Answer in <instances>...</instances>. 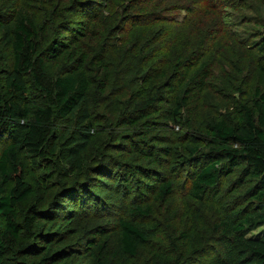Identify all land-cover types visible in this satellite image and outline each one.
Returning a JSON list of instances; mask_svg holds the SVG:
<instances>
[{
    "label": "trees",
    "instance_id": "trees-1",
    "mask_svg": "<svg viewBox=\"0 0 264 264\" xmlns=\"http://www.w3.org/2000/svg\"><path fill=\"white\" fill-rule=\"evenodd\" d=\"M20 1L16 0L17 3L9 6L7 12L0 13V39L11 50V63L8 68L4 71L0 64V138L6 137L8 140L0 152V264H15L7 257V253L10 250L13 254L18 252L13 249L17 248L22 235L32 233L40 213L44 212L31 207L20 219L17 207L33 190L35 176L31 171L32 166L42 161L40 165L42 169H46V182L53 180L52 160L58 154V137L54 135L56 122L74 119L80 129L75 148L66 156L68 163H72L89 144L93 121L97 123L99 131L105 132L103 123L107 121L106 116L110 118L109 124L115 121L122 128L118 135L123 144L120 145L119 152H135L143 161L149 162V165L139 162L132 164L128 169L114 165L117 170L111 171L110 166L113 164L108 160L111 164L100 167L103 175L118 176L117 184L113 186L109 182L108 187H120L122 191L124 188L125 196L134 191V196L128 207L131 218L118 219L119 233L115 249H110L109 253L105 250V241L99 242L94 236L82 246L90 250L92 262L88 264H114V260L119 258L136 259L142 248L150 247L152 236L162 229L158 222L150 225L141 223L150 219L154 211L151 205L146 203V196L153 193L154 197L163 201L171 193V181L149 166L170 155L172 149L162 145L166 139H158L155 142L151 140L155 139L152 133L160 126L178 131L175 130V126L180 124L177 120H183L186 127L184 131H187L175 133L180 141L192 143L191 130L200 135L206 143V149L203 151L206 154L201 163L192 159L199 154L193 143L190 144L192 147L184 143L183 149H186L187 153L178 159L179 163H188V168L186 166L183 170L188 173L191 181L188 192L192 199L200 203H213L229 175H233L236 180V188H242L245 183L250 186L256 182L248 189L249 204L245 209H235L232 215L217 219L213 229L206 226L204 216L198 218L202 229L204 224L205 231L217 233L221 240L223 253L213 264H239L242 260L243 264H264V237L247 236L248 231L255 230L256 226L264 223V89L256 87L247 99L246 93L250 88L248 79L241 77L238 80L237 75H227L221 69L222 65L218 74L213 73L211 67L215 60L216 66L221 59L229 62L227 57H219L218 51L227 50L231 56H236L232 53L231 44L216 43L218 55H207L206 44L209 40L206 33L202 36L203 30L196 32L195 37H201L196 42L194 37L180 36V26L175 24L171 26L172 35L166 34L164 36L168 38L164 39L167 43H173L172 48L178 51V55L170 60V52L166 49L161 58L162 61L165 59L163 66L158 65V70L153 69L152 66H156L159 61L152 58L147 65L149 67L144 69L131 59L128 60L130 55L126 53L127 50L130 54L132 50L134 54L146 53L148 48L144 44V36L127 34L124 39L128 40V47L119 48L123 51L121 55L122 52L116 53L117 44L112 45V48L107 43L108 33L110 35L112 29L107 28L105 35H101L102 29H98L99 26H109L110 21L107 23L100 20L96 28L90 29L86 11L96 6L98 0H46L52 4L47 7L44 0ZM261 1L264 3V0ZM236 5L237 3H234V6ZM190 10L191 7L186 8L189 16ZM112 19L115 23L117 17ZM166 19L165 26L169 28L168 22L171 18ZM166 19L155 17L152 21H146V25H143L146 26L145 31H157L159 26L165 24ZM213 22L204 23L202 28L216 41L215 31H218L212 29ZM239 22L248 23V17L238 19L235 24ZM223 24L232 23L223 21ZM259 24L264 23L261 21ZM226 31L236 42L234 45L247 54L250 44L254 45L257 54L254 53L255 48L249 52H253L252 57L258 69L264 74V55H260L264 52V31L257 43L250 41L252 34H246L244 38L239 39L238 35L242 31ZM182 37L185 42L177 43ZM137 43L143 46L136 45ZM107 48L112 50L110 54L115 53L114 58L118 60L107 58ZM240 61L242 58H239ZM50 63H54L55 67L60 65L61 69H50ZM130 70L134 74L128 78ZM212 75L215 76V81L220 82L218 93L208 82ZM117 82H120L118 87ZM220 86H224L223 93ZM29 87L38 93L41 102L32 101ZM94 88L98 90L97 100L101 109L107 111L106 114L101 111L102 116L88 107L93 102L89 94ZM207 89L211 94L220 97L219 102L223 108L231 107L229 112L224 115L215 112L214 107L218 104L206 93ZM226 90L241 94V100L233 108L230 99L223 95ZM202 92L207 98L204 102H201L202 97L200 98ZM163 104H168V107L163 108ZM201 108L207 113H199ZM167 120H170L169 124L172 125L168 126ZM71 167L73 168L72 165ZM108 167L109 169H106ZM75 186L72 185L67 191H63L61 197L58 194V202L53 204L52 208L49 205V211L45 213L47 219H61L63 222L72 219L70 215L76 209L62 204V201L74 200L84 194L83 189ZM206 196L208 198H205ZM97 200H100L99 196L92 207L95 213L100 210ZM192 212L197 216L201 214L198 210ZM171 231L170 248L172 252L179 251V257L172 260L169 255L165 257L166 253L152 249L149 260L151 264H161V259H164L162 264H189L195 260L199 247L194 245L191 226L180 231ZM60 261H53L51 264H58ZM19 264L34 262L20 260Z\"/></svg>",
    "mask_w": 264,
    "mask_h": 264
},
{
    "label": "rangeland",
    "instance_id": "rangeland-1",
    "mask_svg": "<svg viewBox=\"0 0 264 264\" xmlns=\"http://www.w3.org/2000/svg\"><path fill=\"white\" fill-rule=\"evenodd\" d=\"M97 2L98 4L96 6L91 7L86 11V17H88L90 22V29L93 30L96 28L100 23V20L107 21V23L110 21L109 26L106 25L104 28H100L99 26L98 29H102L100 30L101 35L106 34L107 28L112 29L110 35L108 33L109 38L107 43L108 45H111L112 48H114L112 45L117 44V47H115V49H118L116 51L117 54L121 52V55L123 54L122 49H119L120 47H124L123 49L128 47L126 43L129 42L124 39L127 34L145 37L144 44L148 48L146 53L143 54V52H138L134 54V50L131 51V54L128 50L126 52L127 55H130L128 60L131 59L133 63H138L137 65H139L140 68L143 67L144 69H147L149 67H147L149 61H152V58H154L159 62H157L156 66L153 65L152 68L158 70V65L163 66V63H165V59L162 61L161 58L166 49L170 52V55L168 56L170 60H173V58L178 55V51H175L172 48L173 43H167L165 39H167L168 36L164 35H172L171 26L179 24L182 32H179L178 34L180 36L188 35L194 37L193 40L196 39V42L201 39L200 36L195 37L196 32L199 33L200 29L203 30L202 36L205 33L207 34V40H209L206 44L207 55L210 54L212 56H217L219 54V57H227L229 62H225L221 59L219 60L218 66L215 65L217 63V60H215V63L212 64L211 67L213 73L218 74V70H220L222 65L221 69L225 71L227 75L231 77L237 75L236 78L238 80L241 77L244 80L248 79L250 88L246 93L247 99L251 97V93L256 87L264 89V74L260 73L258 65L252 57L253 52H249L251 49L255 48L254 45L250 44L251 47L248 49L247 54L239 46L237 48L234 45L236 42L226 31V29L242 31L238 35L239 39L244 38L246 34H252L250 41H255L257 43L259 37L264 31V24H259L261 21L264 23V3L261 0H98ZM15 3H17L16 0H0V13L3 11L7 12L9 6ZM234 3H237V5L234 6ZM44 5L45 7L52 6L51 2L49 3L46 0H44ZM223 6L225 7L222 8ZM187 7H191L190 16L186 12ZM51 8L49 10H51ZM249 8H252V10ZM95 16L97 18L94 19ZM244 16L248 17V23L239 22L238 24H235L238 19H241ZM106 17L109 18L107 19ZM114 17H117L115 23H113L112 19ZM155 17H159L160 19L171 18L168 22L170 27L167 28L165 26L167 23L166 19L165 24L159 26L157 31H145L146 26L143 25H146V21H152ZM211 21H214L212 29L218 31H215V34L217 33L215 35L216 41L209 37L205 28H202L204 23H210ZM223 21L225 23L228 21L232 24L222 25ZM255 33H257L256 36L253 35ZM183 39L184 37L176 42L183 44V42H185ZM223 42H229L231 44L233 47L232 53L236 56H231L232 54H230V52L228 53L227 50H220L218 51V54L216 53V43H221L222 45ZM247 43L249 44V41H247ZM136 45L143 46L139 43ZM225 46H227V44H225ZM10 51L9 47L4 44V41L0 39V64L4 71L11 63ZM111 51L110 48L105 50L107 58L109 60H118L114 58L115 53H109ZM194 51L195 48L193 49V52ZM254 53L257 54L256 48L254 49ZM260 55H264V52H261ZM239 58H242V61L239 62ZM172 62L174 63V61ZM53 65L55 64L50 63L48 67L50 69H55L56 71L61 69L60 65L57 67ZM131 71L132 70L128 72V78L134 74L131 73ZM214 78L215 76L212 75L211 78L208 79V82L210 83V86H214L213 90L218 93L220 82L215 81ZM119 83L120 82H117V87L120 85ZM223 87L224 86H220L222 93L225 90ZM28 89L33 97L32 101L35 103L41 102L40 98H38V93L35 90H31L30 87ZM96 89L97 88H94L90 91L89 97L93 99V102L92 104H89L88 107L91 111H96L97 114L102 116L101 111L103 114H106L107 111L101 109V104L98 103L97 100L98 90ZM206 93L211 95L214 101L218 104L214 107L217 114L224 115L229 112L231 107L226 109L223 108L220 105L219 96L211 94L208 92V89L206 90ZM223 95L230 99V105H232V108L239 103V100H241V94L237 91L232 93L226 90V93ZM201 97V102L207 100V98L204 97L203 92L200 95V98ZM96 104L98 106H95ZM113 105H115V103ZM161 106L167 108L168 104H163ZM202 112L207 113L206 110L201 108L199 113ZM105 119H107V121L103 123L105 132L99 131L97 123L93 121L94 124L90 127L92 132L89 134L90 142L86 146V149L81 151L79 157L77 156L72 163H68L66 156L69 151L75 148V140L77 139L80 129H78L77 123L75 122L76 120L74 119L56 122L54 135L58 137V154L57 157H53L52 160L54 170V177L53 180H51L52 183L46 182V179L48 178L46 177L47 173L45 174L46 169L41 168L40 163H43L42 161L38 162L37 165L32 166L31 171L35 176L32 185L33 190L17 207L20 219H22L21 216L23 213L31 207H35L39 211L43 210L44 212L40 213V218L35 222L34 227L32 228V233H24L22 235V239L17 248L13 249L14 252L16 249L18 252L13 254L10 250V252L7 253V257H10L11 261L15 264H19L20 260L31 261L34 262V264H51L53 261L57 260H61L58 264L91 263L92 259L89 254L90 250H86L82 246L87 244V241L92 239V236H94L99 242L105 241V245H107L105 250L109 251V253L110 249L116 248V240L119 233L118 219L131 218L128 214V207L131 205L134 191H132L129 196H125L123 194L124 188L122 191L120 187L117 189L114 187H108L107 184L109 182L112 183L113 186L117 184L118 176L113 175V177H109L108 175H103L100 167L105 164H111L109 162L111 161L113 165L110 166V170L116 171L117 168L113 167L114 165H119L121 168L128 169L134 163L142 162L145 165H149V162L146 160L143 161V159L139 158L135 152L127 153L123 150H120L121 152H119L120 145H123L122 140L119 139L118 136L122 128L118 126L115 121H112V124H109L108 121H110V118L107 116ZM177 121L180 124L175 126V130L178 131L175 132L172 129L167 130L166 128H163L164 126H160L152 133V135L155 136V139L152 138L151 140V142H155V140L158 139H166L168 142L166 141L162 143V145L171 147L172 149L170 155L157 160L149 166L153 167V170L156 169L157 173L171 181V193L163 201L154 197L153 193L147 195L146 203L151 205L154 211L150 219L143 220L141 223H147L150 225L158 222L159 225H162V229H159L158 233H155L152 236L153 240L150 243V247L142 248L136 259L119 258L118 260H114V264H151L149 260L152 249L166 253L165 257L169 255L171 259L179 257V251L172 252L170 248V242L172 240L171 230L176 229L177 231H180L189 226H191V237L193 238L194 245L199 247V252L194 258L195 260H192L189 264H213L218 256L220 257L221 253H223L221 240L218 238L217 233L215 234L213 231H205L204 224L202 229V223L198 218L204 216L207 221L206 226H209L210 229L212 227L213 229V224L217 219L224 218L226 215H232V212L235 209L243 210L247 204H249L247 192L249 187L255 185L256 182L250 186L248 183H245L242 188H236L234 187L236 180L233 179V175H229L225 178L221 191L217 197H215L213 203H200L191 198L188 192L191 186V181L188 177V173L183 170L188 163L186 165L184 163H179L178 159L181 155L184 156L187 153L186 149H183L184 143L188 146H191L193 143V145L197 147V153L199 154L192 159L199 160L198 162L201 163L205 158L206 153L203 151L206 149V143L200 135L194 134L191 130L190 133L193 142L180 141L178 135L175 133H187V131H184L186 127L183 124V120ZM169 122L170 120L168 121V126L172 125L171 123L169 124ZM189 139L191 140V138ZM7 142L8 140L6 137L0 138V152L6 146ZM122 149H124V146H122ZM74 169H76V171L73 172ZM89 169L91 170L89 171ZM106 169H109V167ZM1 181L0 178V185ZM72 185H76V188L83 189L84 193L82 196L77 197L74 200L66 199L62 201V204H67L76 209L73 212L70 211V213L72 212L70 215L72 216V219L69 222H63L61 219L52 221L50 220V217L47 219L45 213H48L49 210L47 209L49 208V205L52 208L58 202V198L60 199L62 194H64L63 191H67ZM98 196L100 197V200H97L100 210L95 213V210L92 207ZM205 198H208V196ZM70 202L75 205L73 206ZM204 204H206V206H203ZM249 209L250 208H248V210ZM196 210L201 212V214L199 213L200 216L193 215L194 212L192 211ZM1 221L2 219L0 218V228ZM254 229L255 230L248 231V237H264V223L256 226ZM187 246H189V244ZM23 254L24 256H22ZM154 254L156 255V253ZM234 257H236V255H234ZM161 260L162 264L164 259ZM243 263V260L239 262V264Z\"/></svg>",
    "mask_w": 264,
    "mask_h": 264
}]
</instances>
